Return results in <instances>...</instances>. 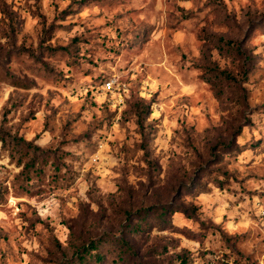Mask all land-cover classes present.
<instances>
[{
    "label": "rangeland",
    "instance_id": "rangeland-1",
    "mask_svg": "<svg viewBox=\"0 0 264 264\" xmlns=\"http://www.w3.org/2000/svg\"><path fill=\"white\" fill-rule=\"evenodd\" d=\"M0 264H264V0H0Z\"/></svg>",
    "mask_w": 264,
    "mask_h": 264
},
{
    "label": "trees",
    "instance_id": "trees-1",
    "mask_svg": "<svg viewBox=\"0 0 264 264\" xmlns=\"http://www.w3.org/2000/svg\"><path fill=\"white\" fill-rule=\"evenodd\" d=\"M223 73H226V72H223ZM227 75V77H229L230 79H231V75L230 74H226ZM14 140H16L19 144H21V142H24L22 139H18V138H15ZM215 180H216V183H218V184H220L223 180H219V178H215ZM174 211H176V210H174ZM167 212V209H162L161 210V212H160V216H159V218L162 220V221H164L163 220V218H162V216L164 215V213H166ZM143 217H145V216H143Z\"/></svg>",
    "mask_w": 264,
    "mask_h": 264
}]
</instances>
